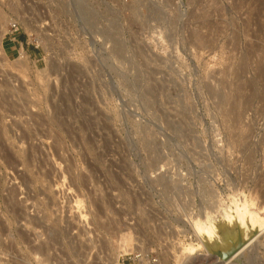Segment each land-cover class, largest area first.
I'll list each match as a JSON object with an SVG mask.
<instances>
[{
    "label": "rangeland",
    "instance_id": "obj_1",
    "mask_svg": "<svg viewBox=\"0 0 264 264\" xmlns=\"http://www.w3.org/2000/svg\"><path fill=\"white\" fill-rule=\"evenodd\" d=\"M263 206L264 0H0V264H264Z\"/></svg>",
    "mask_w": 264,
    "mask_h": 264
},
{
    "label": "bare ground",
    "instance_id": "obj_2",
    "mask_svg": "<svg viewBox=\"0 0 264 264\" xmlns=\"http://www.w3.org/2000/svg\"><path fill=\"white\" fill-rule=\"evenodd\" d=\"M85 10V9H84ZM88 12V11H87ZM88 18V17H87ZM89 19V18H88ZM235 198V197H234ZM251 200V199H250ZM214 201V200H213ZM261 207V206H259ZM264 207V206H263ZM262 208V207H261ZM208 209V208H207ZM264 209V208H263ZM213 210V209H212ZM215 211V210H214ZM244 211V210H243ZM241 213V211H239ZM246 212V211H245ZM212 213V212H211ZM209 215V213H207ZM245 217H247V220H249L250 222H252V224H257L259 225L261 228H264V214L263 212L262 213H258V211L256 212L255 210H247V213H245ZM240 215V214H239ZM192 216V215H191ZM206 217V216H204ZM208 217V216H207ZM193 218V217H192ZM199 219V218H198ZM208 219V218H207ZM205 219V220H207ZM245 219V218H244ZM244 219L240 220L241 222V229H242V234L239 235L237 238L235 239H230V242L229 243H226L227 246L225 245L224 246V252L226 254H229V253H232L234 255H237L239 253H241L248 245L249 243L252 241L253 239V236H251L250 238H248L249 234H248V229L246 227V224L244 223ZM204 220V221H205ZM197 221V220H196ZM194 221V222H196ZM203 221V219H202ZM207 222V221H206ZM209 222V221H208ZM212 222V221H211ZM198 226V229L199 231L202 233V232H207L208 233V237L209 239H212L214 238V234L207 229V227L205 228L204 226V223L201 222V219H200V224L197 225ZM207 226V225H206ZM197 229V230H198ZM240 229V228H239ZM263 230V229H262ZM260 231V230H259ZM198 232V231H197ZM199 232V233H200ZM262 232V231H261ZM238 233V232H237ZM198 234V233H197ZM200 235V234H198ZM206 235V234H205ZM255 235V234H254ZM202 236V235H201ZM198 237V236H197ZM200 237V236H199ZM248 238V239H246ZM218 242V241H217ZM203 244V243H202ZM200 245V244H199ZM217 245V243H216ZM202 248V247H201ZM205 250V249H204ZM223 250V249H222ZM208 251V250H206ZM202 254V253H201ZM205 255V254H204ZM211 255V254H210ZM230 255V254H229ZM228 256V255H227ZM208 260V259H207ZM227 261V260H226Z\"/></svg>",
    "mask_w": 264,
    "mask_h": 264
},
{
    "label": "crops",
    "instance_id": "obj_3",
    "mask_svg": "<svg viewBox=\"0 0 264 264\" xmlns=\"http://www.w3.org/2000/svg\"><path fill=\"white\" fill-rule=\"evenodd\" d=\"M28 51L32 54V50L28 45L27 39L23 34L12 33V36L4 43V51L12 57L17 56L21 51Z\"/></svg>",
    "mask_w": 264,
    "mask_h": 264
},
{
    "label": "built area",
    "instance_id": "obj_4",
    "mask_svg": "<svg viewBox=\"0 0 264 264\" xmlns=\"http://www.w3.org/2000/svg\"><path fill=\"white\" fill-rule=\"evenodd\" d=\"M13 27L16 28L14 31H17L18 30V27L17 26L14 25Z\"/></svg>",
    "mask_w": 264,
    "mask_h": 264
}]
</instances>
